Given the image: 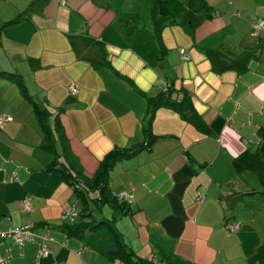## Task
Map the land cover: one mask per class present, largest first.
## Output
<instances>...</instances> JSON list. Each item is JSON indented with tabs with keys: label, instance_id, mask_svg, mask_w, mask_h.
Segmentation results:
<instances>
[{
	"label": "crops",
	"instance_id": "0c3cea01",
	"mask_svg": "<svg viewBox=\"0 0 264 264\" xmlns=\"http://www.w3.org/2000/svg\"><path fill=\"white\" fill-rule=\"evenodd\" d=\"M206 2L191 35L179 25L156 33L151 0H0V115L13 117L0 127V231L34 224L36 233L23 245L0 238V264H124L112 258L120 241L157 263L264 264V184L235 168L245 151L264 162V28L252 35L264 0ZM78 36L101 42L110 66L81 59ZM247 57L243 72L220 69ZM165 84L173 100L190 95L207 132L170 108L151 118L147 98ZM38 109L55 134L51 169ZM147 129L159 138L108 177L131 201L98 206L92 190L86 201L58 169L72 164L90 179L110 151L144 144ZM74 201L77 217L62 219ZM64 224L83 230L71 236ZM42 235L51 239L45 257Z\"/></svg>",
	"mask_w": 264,
	"mask_h": 264
},
{
	"label": "trees",
	"instance_id": "16d2710c",
	"mask_svg": "<svg viewBox=\"0 0 264 264\" xmlns=\"http://www.w3.org/2000/svg\"><path fill=\"white\" fill-rule=\"evenodd\" d=\"M150 16L156 33L162 31V29L168 25H179L183 27L189 34L193 35L195 29L201 24L204 15H209L204 11L209 9L206 0H151ZM204 14V15H203ZM207 17V16H206ZM137 17H132L135 20ZM71 44L78 56L90 62L94 68L109 67L110 61L108 59V52L106 47L99 41L90 36H78L71 38ZM212 60L215 64L217 55L214 51H210ZM249 57L240 61H234L233 64L222 66L220 69L225 70L228 68H236L239 72H243L247 69ZM174 89L169 84L167 90L162 92L156 97H148V112L151 114V118L154 112L161 108H170L178 112L184 119L193 123L199 130L207 132L208 128L202 120V118L196 113L193 102L189 94H184L183 98L179 101L173 100ZM190 112V113H189ZM38 117L41 122L42 130L44 133V140L41 147L53 155V161L50 165V169L58 165V155L55 149V134L48 122V114L44 110H37ZM146 141L144 144L137 146L135 149H114L110 151L100 163L98 169L90 179H83L75 167L70 165H60L57 168L66 177L70 187L73 183L82 181L85 188L75 189L74 192L78 193L80 198L86 199V194L89 190L98 191L99 195L95 201V204L102 206L109 202L117 206L118 198L111 192L108 183V177L110 170L114 164L124 158H130L135 156L143 148L151 146L159 137L152 134L150 129L145 131ZM235 168L240 173L244 170H254L262 180L264 184V162L261 160L258 152L245 151L235 162ZM125 203V202H122ZM122 206L124 204H121ZM64 229L71 236H79L81 230H83L80 224H64ZM98 225H92L90 229H94ZM112 258H118L124 264H193L189 261L176 259L170 261L166 257L162 259V262L157 263L153 260H145L141 258H135L134 252L128 251L126 245L119 242L117 250L112 252Z\"/></svg>",
	"mask_w": 264,
	"mask_h": 264
},
{
	"label": "built area",
	"instance_id": "2783aa9c",
	"mask_svg": "<svg viewBox=\"0 0 264 264\" xmlns=\"http://www.w3.org/2000/svg\"><path fill=\"white\" fill-rule=\"evenodd\" d=\"M65 2L66 0H61L62 4ZM262 28H264V19H258L253 24L252 35L257 36L259 31ZM182 57L184 60H189L190 58L189 54L184 50H182ZM168 88H169V84H165L163 87L164 90H167ZM69 90L73 94H76L78 92V89L74 84H71L69 86ZM12 120H13V117L10 115H6V114L0 115V127ZM71 188L73 190L81 189V188L86 189L82 181L73 183ZM114 195L121 202H128L133 199V194L130 192H126V191H123V192H120ZM203 199H204V196L199 195V201H202ZM77 204H78V201H74L70 205H68L62 212V219L73 221L78 215ZM25 208L26 209L29 208L27 204L25 205ZM238 227L239 226L237 223H227L226 224V228L231 232L237 230ZM34 229H35L34 224H25L21 226L10 227L9 229L5 231H0V238H4V239L9 238V239H12L16 244L23 245L24 243L30 242L35 239L36 233ZM41 239H42L41 240V255L45 257V256H48L50 253L49 241L51 239L49 238L48 235H42Z\"/></svg>",
	"mask_w": 264,
	"mask_h": 264
}]
</instances>
